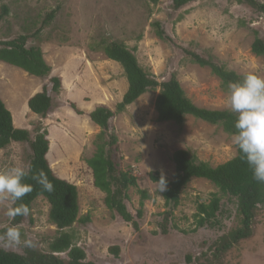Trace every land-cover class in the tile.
<instances>
[{"label":"rangeland","instance_id":"1","mask_svg":"<svg viewBox=\"0 0 264 264\" xmlns=\"http://www.w3.org/2000/svg\"><path fill=\"white\" fill-rule=\"evenodd\" d=\"M0 40L19 34H32L55 10L28 46H39L52 66L49 76L40 78L10 63L0 61V97L11 110L14 124L35 136L37 128L47 131V158L54 172L77 185L79 217L89 215L86 223L77 221L67 228L75 244L86 251V260L98 264H264V206L260 205L253 235L234 244L222 258L214 260L215 242L238 224L234 198L223 194L210 180L192 178L182 189L181 203L173 214L170 229L160 228L165 200L151 173L172 180L176 167L173 154L188 149L199 160L212 166L237 155L232 135L219 124L192 115L183 125L160 122L155 102L159 89L150 90L111 119V130L118 137L119 167L137 177L138 186L129 190L128 208L136 214L140 208L139 189L150 198L144 201L141 230L123 221L105 203L106 193L94 185L93 171L87 163L97 150L101 127L90 118L99 105L116 111L128 89V80L120 63L108 58L99 41L119 40L135 50L140 64L158 81L175 73L186 95L199 107L231 110L230 91L209 66L191 60L184 48L211 57L240 75L256 73L264 77V55L252 51L256 36L264 38V15L236 0H198L175 9L173 0H0ZM161 21L173 38L163 40L152 26ZM142 34L141 38H137ZM60 76L62 87L50 92L53 106L46 118L33 112L28 99L50 84L51 76ZM31 149L27 142L12 141L0 149V169L12 165L28 168ZM221 198L222 211L214 226L200 225L198 204ZM10 200H0V235L11 220L6 211ZM49 201L38 197L30 214L19 225L22 238L36 242L49 251V242L59 234L50 219ZM118 247V253L114 248ZM23 253V246L4 248ZM67 257V253H62Z\"/></svg>","mask_w":264,"mask_h":264},{"label":"trees","instance_id":"2","mask_svg":"<svg viewBox=\"0 0 264 264\" xmlns=\"http://www.w3.org/2000/svg\"><path fill=\"white\" fill-rule=\"evenodd\" d=\"M158 1V0H154ZM198 0H173V8L180 9L189 3ZM238 3L248 5L256 13L264 15V0H236ZM8 13L7 8L0 14V20ZM56 11L47 14L43 25L34 33L19 34L18 36L0 40V61H4L22 68L30 75L40 78L47 77L52 72V66L45 60L44 52L39 46H28V39L37 36L55 17ZM155 33L163 40L172 41L173 38L167 33L164 24L157 20L152 23ZM138 34L137 38H141ZM98 45L105 55L117 61L124 69L128 80V89L123 99L116 106V111L111 110L105 105H99L90 112V118L101 127L98 134L95 154L87 159L88 165L93 171L94 185L106 193L105 203L107 207L125 222L131 224L134 230H141V218L144 215V201L150 198V193L146 189H139L140 208L133 214L128 208L130 199L129 190L131 187L138 186L135 175L119 167L115 156L119 151L118 137L111 130L110 121L118 112H123L135 102L139 97L150 90L159 89L155 107L157 119L160 122L172 121L178 125H183L186 116L192 115L204 121L219 124L223 129L233 134L236 132L234 127L237 114L231 110L208 109L197 106L185 93L175 73L166 81H158L149 71L140 64L135 50L128 47L126 43L119 40L99 41ZM189 54L191 60L201 66H209L212 72L221 79L222 87L228 89L230 82L240 81L244 75L226 68L211 57H204L201 54L183 49ZM252 51L258 55H264V38L256 36ZM50 84H45L42 91L37 92L28 99L29 108L46 118L53 106V98L50 92L58 93L62 87L60 76L54 75L50 78ZM37 128L35 136L26 128L17 127L14 124V117L11 110L7 107L0 97V149L5 148L12 141L27 142L31 149L28 168L32 172L43 170L52 183L54 190L45 191L38 183L30 177L26 183L32 185L33 190L27 194L23 201L28 205L30 211L35 200L43 196L50 205V219L59 229L57 234L49 242V251H43L38 247H23V253L13 250H6L0 247V264H98L95 261L86 260V251L75 244L74 235L66 230L72 228L77 221L84 223L90 220L89 215L79 217L80 203L79 191L76 184L59 177L51 167L47 158L49 152L48 132L40 131ZM241 153L217 166H212L206 161L199 160L196 155L188 149H179L173 154L176 171L172 180H167V190L163 192L165 200V211L162 221L159 223L163 234H167L170 229V222L173 219L175 209L181 203L182 189L191 181L192 178L201 177L210 180L219 190L226 195L234 198L237 204L238 224L227 234H223L216 241L213 258H222L233 248L234 244L250 238L254 232V222L258 214L260 205L264 206V184L253 179L252 172L247 163L241 158ZM160 173H151L150 178L156 182L159 180ZM222 211L221 198L216 195L210 203L198 204L197 217L200 225L214 226L217 221V213ZM27 217L17 216L11 220V224L19 225ZM115 247V253H118ZM62 253H67V257H62Z\"/></svg>","mask_w":264,"mask_h":264},{"label":"clouds","instance_id":"3","mask_svg":"<svg viewBox=\"0 0 264 264\" xmlns=\"http://www.w3.org/2000/svg\"><path fill=\"white\" fill-rule=\"evenodd\" d=\"M228 89V104L231 111L237 114L234 124L236 132L232 134V141L251 170L253 179L264 184V77L250 72L240 81L230 82ZM29 177L45 191L54 190L43 170L32 172L31 168L18 165L0 169V200L12 202L6 211L10 220L30 214L27 204H17L33 190L32 185L25 182ZM156 184L159 192L167 190V180L163 174ZM21 246L35 248L37 244L31 239L22 238L19 227L11 224L0 235V247Z\"/></svg>","mask_w":264,"mask_h":264}]
</instances>
